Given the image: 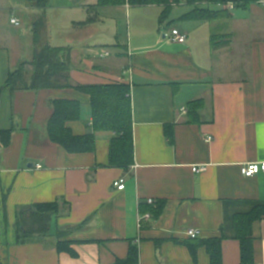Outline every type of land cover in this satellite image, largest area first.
<instances>
[{
    "label": "crops",
    "instance_id": "1",
    "mask_svg": "<svg viewBox=\"0 0 264 264\" xmlns=\"http://www.w3.org/2000/svg\"><path fill=\"white\" fill-rule=\"evenodd\" d=\"M97 2L48 0L37 8L35 0H0L8 12L0 15V131L11 132L7 144L0 138V264H117L131 246L138 247V264H210L204 246L195 259L183 243L193 239L191 228L198 240L224 236L222 263L241 264L233 218L264 206V173L247 177L240 170L264 160V4L223 5L222 17L194 20L184 17L192 10L186 0H170L168 26L159 19L163 6ZM40 17L36 46L33 24ZM167 26L185 32V42L162 35ZM45 44L70 51L75 85H129L128 170L108 165L112 132H95V151L88 153H70L48 136L55 99L81 104L80 118L68 123L72 134L94 132L88 93L6 86L9 74ZM122 177L125 188L117 190L113 183ZM162 201V213L153 215ZM48 202L59 207L49 232L22 235L20 221L31 223L33 206ZM252 226L249 264H264V217ZM64 241L75 256L57 249Z\"/></svg>",
    "mask_w": 264,
    "mask_h": 264
},
{
    "label": "trees",
    "instance_id": "2",
    "mask_svg": "<svg viewBox=\"0 0 264 264\" xmlns=\"http://www.w3.org/2000/svg\"><path fill=\"white\" fill-rule=\"evenodd\" d=\"M192 6V10L184 14V17L209 20L222 17L227 12L226 9H211L203 7L204 4L215 3L223 6L229 1L235 3L237 7H249L252 3L259 0H186ZM48 0H35L37 8H44ZM130 6H163L160 16V22H165L166 16L171 7L170 0H98L97 7H110L113 5ZM33 39L37 46L40 43V31L44 26V18L40 17L34 24ZM70 51L52 47L49 44L42 45L35 49L33 58L21 63L17 69L9 74L6 80V86L12 92L16 90L43 89V88H76L82 93H88L91 96V113L94 132L84 135L72 134L68 127L69 122L78 120L81 116V104L78 100L55 99L51 101L53 114L49 119L47 131L48 136L54 143L62 145L70 153H88L95 151L96 138L95 132L109 131L115 134L111 140L109 153V166L120 167L128 170L134 163L133 147V119L132 105L130 98V87L126 84H99V85H75L70 79L69 65ZM195 108L199 107L200 102H193ZM195 120V117H194ZM167 136L172 141L173 131L166 130ZM11 132L0 131V138L4 144L9 142ZM165 202L154 211L153 215L158 216L162 213ZM59 207L56 202L35 204L33 206V215L31 223H25V219L20 221L23 232L22 235L39 233L47 234L50 229V218L56 214ZM264 217V206L260 205L246 214H236L233 218V226L236 229V237L240 241L241 264H249L253 260V223L260 221ZM219 238H210L198 240L196 238L190 241H183L190 250L191 256L195 259L197 249L204 246L210 257V264H223L222 240ZM59 251H67L75 256L76 252L68 242H58ZM138 247L131 246L128 256L118 260L117 264H136L138 262Z\"/></svg>",
    "mask_w": 264,
    "mask_h": 264
},
{
    "label": "built area",
    "instance_id": "3",
    "mask_svg": "<svg viewBox=\"0 0 264 264\" xmlns=\"http://www.w3.org/2000/svg\"><path fill=\"white\" fill-rule=\"evenodd\" d=\"M260 3L264 4V0H259ZM226 6L229 9L235 8V3L233 1H229L226 3ZM15 24L19 26L20 21L16 17H12L11 24ZM166 37L169 38L172 42L180 43L182 44L185 42L187 38V34L185 32H181L177 28H172L170 31L167 32ZM182 112H184V108L182 109ZM208 141L212 140L211 137L207 138ZM37 168H41L42 165L37 164L35 165ZM193 171L195 172H202L205 169V166H194ZM240 170L243 176L252 177L255 175H258L259 173H264V160L258 161V162H246L243 165L240 166ZM113 186L118 190H122L125 188V178H119L118 180L114 181ZM148 203L153 204L152 199H148ZM148 218H151V214H142L138 218L139 225L142 223L143 220H146ZM188 236L191 238H196L199 235V231L197 229L191 228L187 232ZM138 264V263H137Z\"/></svg>",
    "mask_w": 264,
    "mask_h": 264
},
{
    "label": "rangeland",
    "instance_id": "4",
    "mask_svg": "<svg viewBox=\"0 0 264 264\" xmlns=\"http://www.w3.org/2000/svg\"><path fill=\"white\" fill-rule=\"evenodd\" d=\"M223 5H226V4H223ZM203 7H205V8H211V9H220L219 7H222L221 5H217V4H215V3H209V4H204L203 5ZM138 9H140V8H138ZM138 9H135V10H138ZM0 12H1V16H2V14H6V15H8V12H5V11H3V10H0ZM170 19H167V22H168V26H170L171 24H173L172 23V19H173V14H171V16L169 17ZM166 22V23H167ZM9 25V24H8ZM166 27V31H162L161 33H162V35L164 34V32H167V31H170L173 27ZM21 28V27H20ZM22 28H24V27H22ZM129 28H130V26H129V23L127 24V22H126V31H125V35L127 34V36L128 35H130L129 34ZM131 32L134 30V20H132V23H131ZM214 30L216 31L217 29H216V27H214ZM9 33V32H8ZM13 48V47H12ZM12 48H10V49H12ZM13 50V49H12ZM16 55V54H15Z\"/></svg>",
    "mask_w": 264,
    "mask_h": 264
}]
</instances>
